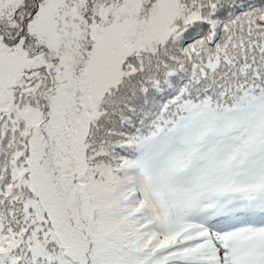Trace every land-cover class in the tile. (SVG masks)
Masks as SVG:
<instances>
[{
    "label": "snow or ice",
    "instance_id": "obj_1",
    "mask_svg": "<svg viewBox=\"0 0 264 264\" xmlns=\"http://www.w3.org/2000/svg\"><path fill=\"white\" fill-rule=\"evenodd\" d=\"M0 264H264V0H0Z\"/></svg>",
    "mask_w": 264,
    "mask_h": 264
}]
</instances>
